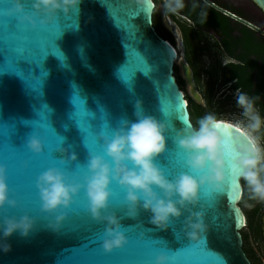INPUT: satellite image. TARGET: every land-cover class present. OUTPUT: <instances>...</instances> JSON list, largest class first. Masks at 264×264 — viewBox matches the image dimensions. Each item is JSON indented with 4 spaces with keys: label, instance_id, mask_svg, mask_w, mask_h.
<instances>
[{
    "label": "water",
    "instance_id": "water-1",
    "mask_svg": "<svg viewBox=\"0 0 264 264\" xmlns=\"http://www.w3.org/2000/svg\"><path fill=\"white\" fill-rule=\"evenodd\" d=\"M250 1L264 15V0ZM9 6V0H0V11ZM27 7L31 11L30 3ZM154 8L153 0H82L78 14L60 13L57 24L35 30L20 25L18 33L0 29V163L9 167V186L22 210L40 220L30 237L15 234L10 238L12 251L0 252V264H154L156 255L171 251L175 261L168 255L170 264H252L243 251L242 180L233 163L236 153L230 129L223 130L229 141L224 191L202 190L197 207L208 226L205 242L186 238L183 219L173 229L161 231L142 212L138 220L123 221L129 243L107 253L101 247L104 225L87 213L83 196L69 212L62 234L45 227L35 178L58 164L53 159L60 143L75 151L83 163L88 155L85 141L93 143L106 123L114 127L121 118L134 120L137 101L170 129L192 124L189 105L174 75L177 53L156 32ZM254 16L260 18L256 10ZM15 45L39 47L40 52L20 60L10 51ZM36 132L45 143L43 155L32 153L26 145L28 136ZM174 137L175 132H170L168 152L158 161L161 165L171 164L179 153ZM113 191L117 193L115 207L121 192L116 185ZM145 246L152 248L148 255L143 254Z\"/></svg>",
    "mask_w": 264,
    "mask_h": 264
},
{
    "label": "clouds",
    "instance_id": "clouds-1",
    "mask_svg": "<svg viewBox=\"0 0 264 264\" xmlns=\"http://www.w3.org/2000/svg\"><path fill=\"white\" fill-rule=\"evenodd\" d=\"M9 3L4 10L7 15L35 30L54 25L60 13L78 14L82 0H9ZM164 5L166 13L175 14L185 7V0H164ZM258 101V96L238 89L235 103L239 112L233 119L225 120L215 112H206L181 130L170 129L147 114L137 101L135 119L121 118L114 127L107 123L102 126L94 141L97 147L89 149L85 145L88 155L83 163L75 151L60 143L58 156L54 158L58 164L35 178L45 227L62 234L69 212L83 196L87 213L104 225L101 247L107 253L123 249L129 243L123 221L138 220L142 212L148 213L149 223L161 231L173 229L183 219L186 238L194 243L205 242L208 226L204 212L197 207L202 190L224 191L229 167V141L224 129L234 133L233 163L240 171L241 198L245 203H264V143H261L264 115ZM170 132H175L174 143L182 157L180 169L171 174L158 163L168 152ZM26 145L36 155L45 153L40 132L30 134ZM114 185L121 192L115 207ZM10 209L21 210L22 214L14 215ZM39 221L22 210L18 195L9 186V167L0 163V252L12 251L9 240L13 235L30 237ZM154 264H170V257L162 252L155 256Z\"/></svg>",
    "mask_w": 264,
    "mask_h": 264
},
{
    "label": "flooded vegetation",
    "instance_id": "flooded-vegetation-1",
    "mask_svg": "<svg viewBox=\"0 0 264 264\" xmlns=\"http://www.w3.org/2000/svg\"><path fill=\"white\" fill-rule=\"evenodd\" d=\"M153 2L156 6V1ZM255 10L260 18L254 16ZM168 14L180 29L186 56L184 65L193 81L197 74H207L210 82L221 84L224 97L236 94L238 89L256 95L264 115V15L253 2L185 0L183 9ZM157 33L175 46L171 38ZM241 201L245 202L242 198ZM240 208L245 216L241 230L243 251L252 264H264V203L247 201Z\"/></svg>",
    "mask_w": 264,
    "mask_h": 264
},
{
    "label": "rangeland",
    "instance_id": "rangeland-1",
    "mask_svg": "<svg viewBox=\"0 0 264 264\" xmlns=\"http://www.w3.org/2000/svg\"><path fill=\"white\" fill-rule=\"evenodd\" d=\"M156 6L153 14V24L157 29V32L171 38V41L178 48L180 59L185 63V54L182 46L181 32L176 23L169 17L166 13L164 0H155ZM174 75L176 80L183 91L189 105V112L191 114V120L193 123L195 120L205 114L206 112H215L218 117L231 120L239 112L236 107L235 96L236 94H228L226 97L222 96V91L220 90V83L213 84L210 82L209 76L207 74H197L195 82L192 79L191 83L186 79L183 73L181 64H176L174 67ZM193 92L197 93L203 100L198 101ZM261 143H264V138H262ZM241 204L246 205L245 202L241 201Z\"/></svg>",
    "mask_w": 264,
    "mask_h": 264
},
{
    "label": "snow or ice",
    "instance_id": "snow-or-ice-1",
    "mask_svg": "<svg viewBox=\"0 0 264 264\" xmlns=\"http://www.w3.org/2000/svg\"><path fill=\"white\" fill-rule=\"evenodd\" d=\"M6 10V8L4 9ZM0 11V29H2L3 31L5 29H7L10 33H18L20 30V24L16 21L13 20V17H10L9 15H7L6 11ZM58 23V18L55 24ZM57 33H59V28H57ZM57 36V35H56ZM56 36L54 37L53 40H55ZM10 51L12 52V54L18 58H20V60H28L32 58V54L33 52H40L39 47H37L36 49H32L29 46L25 45V46H13L10 48ZM42 54V53H41ZM61 59H63V57L61 56ZM125 79L127 78V76L124 77ZM85 145L89 148V149H93L96 147L95 142L89 144L87 141H85ZM15 155V153L13 154V156ZM50 158L53 159L51 153L49 154ZM5 159L8 160L10 166L12 165V160L11 158L6 155ZM54 160V159H53ZM182 163V157L180 156L179 153L176 154V158L174 160V162H172L171 164H163L162 166L171 174L172 172H175V169L177 167H180ZM188 244V243H187ZM187 244L185 246H187ZM184 247V246H183ZM165 251H168L167 249H165ZM152 252V248L151 246H145L143 249V254L148 255ZM168 255L171 257V259L173 261H175V252L171 251L168 252Z\"/></svg>",
    "mask_w": 264,
    "mask_h": 264
},
{
    "label": "bare ground",
    "instance_id": "bare-ground-1",
    "mask_svg": "<svg viewBox=\"0 0 264 264\" xmlns=\"http://www.w3.org/2000/svg\"><path fill=\"white\" fill-rule=\"evenodd\" d=\"M155 9V8H154ZM174 48H175V51H176V53H177V59H176V64H181V66H182V69H183V73H184V76L189 80V83L190 84H192L191 83V72L189 71V69L184 65V63L182 62V60L180 59V55H179V51H178V48L177 47H175V46H173ZM195 95V97L198 99V101H201V99H200V97H199V95L195 92L194 93ZM187 100V99H186ZM187 103H188V101H187Z\"/></svg>",
    "mask_w": 264,
    "mask_h": 264
}]
</instances>
